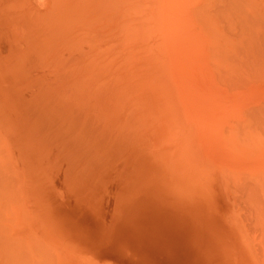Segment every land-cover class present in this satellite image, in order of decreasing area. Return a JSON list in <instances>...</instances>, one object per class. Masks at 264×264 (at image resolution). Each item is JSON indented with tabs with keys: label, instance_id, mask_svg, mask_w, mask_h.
<instances>
[{
	"label": "bare ground",
	"instance_id": "6f19581e",
	"mask_svg": "<svg viewBox=\"0 0 264 264\" xmlns=\"http://www.w3.org/2000/svg\"><path fill=\"white\" fill-rule=\"evenodd\" d=\"M0 1L2 7L4 0ZM9 3L10 5L3 6L4 9L14 8L17 13L13 14L16 16L26 15L22 19L24 22L27 21V26L24 22L21 26H30L32 30L30 38L33 46L28 51L32 49L46 64V68L42 67V70L35 75L37 78L32 77L31 72L29 73L32 80L37 79L36 83L34 82L36 86L46 92L47 88L54 83L52 95L56 89L63 98V101L56 100L55 104L60 106V103H63L61 107L73 114L70 113L71 116L69 114L68 116L77 119L83 130L95 129L101 143L103 139H119L120 148L133 149L136 154L131 155H134V161L137 164L134 167L139 174L138 177L145 179L151 173L156 179L162 177L164 173V178L169 174L175 186L172 192L177 193L179 197L180 195L184 197L177 198L180 206L195 205L200 215L207 217L208 204L220 205L222 201L228 208L227 218L230 225H227L232 234L228 240L232 242L233 239L238 243L237 251H242L243 260L246 263H252L251 257L254 258V254H258L257 262L264 264V0H9ZM3 10L0 9V11ZM15 15L13 17L8 14L13 20L19 19ZM8 16L5 18L8 19ZM6 23L10 24L8 21H4L3 24ZM25 28L23 27L24 30ZM19 58L24 57L19 55ZM25 59V61L29 60V58ZM18 62L22 63L20 60ZM24 65L20 68L23 69ZM24 68V70L28 69ZM11 70L18 73L24 71L18 69L14 71L12 66ZM23 73L21 72L24 76ZM46 80H50L51 84L47 85ZM30 85H33V82ZM30 85L29 88H31ZM57 85L59 89L56 88ZM5 90L10 92L7 91L8 89ZM29 100L32 99L29 98ZM74 104L79 109V113L75 112L74 107H68ZM23 109L25 110V106ZM40 110L43 112V108ZM48 113L54 115L52 112ZM39 115L34 117L41 118ZM58 117L61 118L62 114ZM66 118L70 119L67 116ZM66 118L63 119L68 121ZM2 126L4 127L5 124ZM24 132L22 136H25ZM53 134L55 136L54 132ZM74 136L77 137V133ZM18 138H20L19 135ZM8 143L10 142H4V144ZM23 145L26 143L21 144ZM43 150L41 149L42 152ZM10 151L13 149L7 150V152ZM87 154L89 152L85 155ZM101 154L104 153H100V156ZM12 155L15 156L14 152ZM96 155L92 158L97 159L99 155L98 157ZM42 158L44 161L47 159L43 156ZM15 160L18 161V159ZM90 165H88L89 169H91ZM21 166L23 165L20 163L15 165L20 171ZM122 167L123 163L119 165V170ZM1 169L3 171V168ZM40 170L37 171L40 172ZM23 171L19 174H23ZM83 171H79L78 174ZM89 171L88 175H90ZM64 173L67 174L66 171ZM100 173L98 176L102 177ZM21 177L23 175L20 176V180H22ZM41 177L39 179H45L48 183L51 180L43 178L44 174ZM23 178L27 179V177ZM105 178L107 181L106 176ZM116 178L118 181V177ZM86 179L88 181V178ZM85 182L86 180L83 179L80 184L84 185ZM50 183L55 184L53 181ZM97 184L102 183L99 181ZM110 184L109 182V186ZM5 185L0 187L8 188ZM161 186L155 184V189L160 195L163 192L159 189ZM51 187L48 186V188ZM32 188L34 189V186ZM3 195L7 194H1L0 197H4ZM86 195L88 194L84 196ZM15 197L14 200H18L17 195ZM28 197L23 195L21 199L25 200ZM91 197L94 198V196ZM2 202L7 203L4 200ZM25 205L27 206L26 203ZM25 210L29 214L27 207ZM13 215L17 217L16 210ZM24 223L17 226H23L27 232L31 222L29 221L27 225ZM202 224L199 223V226L201 233L204 234ZM22 234L25 236L24 233ZM38 235L36 234L34 238L33 233L30 234L34 240L42 237ZM237 237L242 241L239 242ZM23 238H16L19 240L16 243L12 240L15 250L23 251L20 254H24L23 247L19 245L20 241L27 242V239ZM43 239L35 241L42 243L40 241ZM48 243L47 241V246L50 245ZM26 244L28 246L30 242ZM19 246L21 250L17 249ZM23 246L26 247V245ZM39 246L42 245L39 244ZM28 250H30L29 247ZM32 251H35L34 248L31 250L33 254ZM7 255L13 257L10 254ZM21 258L18 256L14 259L19 261ZM24 258L21 260L24 261L23 264L28 260ZM5 260V258L2 259L3 262ZM4 264L7 263L4 262ZM93 264L97 263L93 261Z\"/></svg>",
	"mask_w": 264,
	"mask_h": 264
},
{
	"label": "rangeland",
	"instance_id": "374dc122",
	"mask_svg": "<svg viewBox=\"0 0 264 264\" xmlns=\"http://www.w3.org/2000/svg\"><path fill=\"white\" fill-rule=\"evenodd\" d=\"M4 5H10L9 0H4L3 6ZM3 6H0V9L2 8L3 10ZM1 12L4 13L1 14ZM13 13H17L15 12L14 8H6L3 11H0V85H2L0 86V157L2 158L0 159V165H2L0 167V171H2L1 168H3V171L0 172V186L6 184L5 186L9 188L8 190V188L3 189L1 188L2 186L0 187V196L4 193L7 194L6 196L3 195L4 197L2 198L0 197V217H2L0 218V264H4V262H6L7 264H10V262L12 264H18L19 261L23 260V257L26 258L27 256L30 257L26 258L28 260L25 264H74L73 262H75V264H88L92 262L93 264V261L97 264H261L256 260L257 257H259L258 254H254V258L251 257V259L253 260L252 263H246L243 260L242 251H237L238 249L236 245L238 243L233 239L232 242L228 240V238L231 237L232 234L228 228V225H230L227 218L228 208L222 201L220 205H215V203L208 204V206L205 205L208 207L209 214L207 217L201 216L198 208L195 207V205H191L190 207L180 206V202L177 198L181 199L184 197L182 195H180L179 197L177 193L175 194L172 192L175 186L172 183L173 179L169 176V174L164 178V173L161 175L162 177H158L156 179L152 177L153 175L151 173L148 174L147 178L145 179L138 177L139 174L136 170V167H134L137 166V164L134 161V155H131L136 154L133 149H124V147L120 148L119 143L121 142L119 141V139H103L101 143V139L96 135L95 129L92 128V130L94 131L83 130L82 127L79 126L77 122L78 120L70 117L73 114L66 108L61 107L63 103H60V106L58 104H55L56 100L63 101V98L60 96L59 90L56 89L52 95L51 90L55 88V84H51L50 80L45 81L47 85L51 84L49 88H47L48 91L46 90V92L42 91L40 87L36 86L37 84L35 83L37 79L32 80V77L37 78L35 77V75L42 70V67L43 69H45L46 64L44 63L43 59H41L39 56H36L37 54H35L32 49L28 51L33 45L31 44L30 38V36L32 35H30V32L32 30L30 29V26L26 27L27 21L24 22V19H22L24 16L26 17V15L16 16ZM8 14H11L12 16L15 15L17 18L19 17V19L15 18L13 20V18L10 16L12 18L11 19ZM7 16L8 19L11 20L5 18ZM1 18H4L5 20ZM6 20L10 24H3L4 21L7 22ZM12 20L15 22L13 23ZM16 22L18 24H16ZM22 22H24L26 26H21ZM23 27H26L25 30L23 29ZM20 32L25 33H23L22 35ZM29 53H31V55ZM28 54L30 56H28ZM19 55L20 57L24 58L20 59ZM25 58H29L30 61L28 59L27 61H25ZM17 60H20V62L22 61V63H19ZM33 60H35L34 64L32 63ZM23 64H25L24 67L28 69L24 70V67L23 69H21L20 67H22L21 65ZM29 65L30 67H28ZM11 66L14 71H16L17 69L20 71L24 70L21 71L24 72V76L21 74V72H13V70H11ZM15 67H17L16 70ZM27 71L28 74L26 73ZM30 72L32 74V77L29 74ZM21 75L25 78L20 77ZM18 78L20 80H18ZM32 82L33 85H30L32 84ZM27 83L29 84L27 85ZM29 85L32 90L31 88H29ZM22 87H25V89H23ZM56 88L59 89L58 85ZM5 89H8L7 91L10 92H6ZM11 89H15L16 91L14 92ZM20 89L21 92H19ZM22 90H24V93L22 92ZM18 93L19 95H17ZM27 94L32 100H29ZM35 95L36 97H34ZM39 95L41 97H39ZM42 95L46 97H43ZM2 97L5 98L6 101ZM11 97L13 98V100ZM33 98H37L35 99L37 102L34 101ZM48 98H50L49 101L47 100ZM22 99L26 100L22 101ZM21 101L25 106V110L23 109L24 106L21 104ZM46 101H48V103ZM8 103H10V105ZM41 103H44L45 105ZM49 103L50 105H55L50 106ZM8 105L9 107H7ZM18 105L19 107H17ZM11 106L14 108H12ZM21 106L23 107L22 109ZM71 106L72 108L74 107L76 113L80 112L75 104L69 105L68 107ZM15 107L19 109H15ZM41 107L43 108V112L40 110L42 109ZM36 108H38L39 110H34ZM27 110L29 111L26 112ZM46 111L52 112L54 113V115L48 113V116ZM19 113L21 116L18 115ZM39 114L41 115V118L37 117V119L34 117V115L38 116ZM61 114L62 117H58L61 116ZM68 114L70 116H68ZM63 116L65 118L67 116L70 119L66 118L68 120L66 121L65 119H63ZM32 118L34 122L31 120ZM71 118L75 122H73ZM31 121L32 123L30 125ZM3 124H5L4 127L2 126ZM68 125H70L71 128L70 126L68 127ZM58 126L59 129H57ZM23 132L25 136H22ZM53 132L55 133V136ZM76 133L77 137L74 136L76 135ZM18 135L20 138H18ZM3 137L5 141L3 140ZM69 137L71 139H68ZM32 138L34 140H32ZM63 138L64 140H62ZM72 138L73 140H76L73 141ZM25 140L28 141L26 142ZM7 141L10 142L8 143L9 145L4 144V142L7 143ZM56 141H58V143ZM24 142L26 143V145L21 146V144H25ZM49 143L53 146H49ZM91 144H93V146H91L92 148L90 147ZM109 145L110 147L108 148ZM112 145L113 147L111 148ZM20 146L24 149H21ZM8 147L10 149H8ZM43 147H45L44 150ZM105 148L107 150L109 149V151H107ZM11 149H13V151L7 152V150ZM41 149L43 150V152L41 151ZM81 150L83 151L81 152ZM12 152H14L15 156L12 155ZM31 152H33V154H29ZM56 152L58 153L57 155ZM87 152H89V154H87L88 156L85 155ZM106 152H108V154ZM68 153L70 156L68 155ZM100 153L104 154H101L100 156ZM59 155L62 156L60 157ZM65 155L69 157L66 156V158H64ZM95 155L96 157H98L99 155V157L97 159L92 158V156L95 157ZM42 156L47 158L46 161H44V158H42ZM14 157L15 159H18V161H16ZM24 158H26L27 161ZM37 159L41 160L38 161ZM77 159L79 162L81 160L82 161L79 163ZM20 160L21 162H23H19ZM62 161H64L66 164ZM116 161H118V163ZM15 162L17 164L20 163V165H23L21 166V171L19 170V168L15 167ZM60 162L63 164H61ZM119 163H123V167L121 168V170H123L124 172L119 170ZM57 165H59L60 167H58ZM70 165L71 167H69ZM88 165H90L91 169L95 166V168H93L94 170L92 171L91 169H89ZM107 166H109V168ZM85 169L87 170L85 171ZM37 170H40V172H38ZM81 170L84 171L78 174ZM89 170H91L92 173ZM10 171L12 173H10ZM22 171L23 174H21ZM65 171L67 172V174L64 173ZM88 171L90 172V175H88ZM19 172L21 173L19 174ZM32 172L34 173L31 174ZM35 172H38L40 174ZM74 173L77 174V176H75ZM99 173L102 177L98 176ZM103 173L105 174L103 175ZM21 175H23V177H27V179L21 177L22 180H20ZM64 175L66 176L63 178ZM7 176L9 177L10 182L8 181ZM41 176L43 178L51 180L48 183V181L45 179H39ZM105 176L107 177V181ZM115 176L118 177V181ZM59 177L63 179H60ZM86 178H88V181ZM2 179L5 180L2 181ZM66 179L67 181H65ZM83 179L86 180V182L83 183L84 185H82V183L80 184ZM52 181L55 182V184L50 183ZM99 181L100 183H102V186L100 184H97ZM104 181H106L107 183ZM22 182L25 185L24 187ZM58 182L64 184H59ZM109 182L111 183L110 186ZM119 183L121 184L116 185ZM155 184H158L159 186L162 185L159 188L160 190H163L161 195L158 194L157 189H155ZM33 186L34 189L32 188ZM48 186H52L54 188H48ZM106 188L108 191L104 190ZM90 189L93 191H91ZM57 190H61V192H58ZM51 191L53 192V194ZM65 192H67L68 194H66ZM86 193L88 195L84 196ZM61 194H64L65 196H61ZM15 195H17L18 200H14L16 199ZM23 195L29 196L28 199L22 200L21 197ZM54 195L57 197L56 199L54 198ZM91 196H94V198ZM187 196L188 195H186V197ZM5 198L7 200H5ZM70 198L72 199L70 200ZM3 200L7 203L5 204V202H2ZM25 203L27 204V206L25 205ZM109 205H111V207ZM1 206L3 208H1ZM25 207L29 209V214L26 212ZM15 210L17 213V217L13 215V212H15ZM6 217L8 221L6 220ZM26 220H29L31 223H29V221H27L26 223ZM23 223L24 225H27L28 223L29 226L31 225L28 228L27 232L23 226H17L22 225ZM199 223L202 224L204 234H202L200 231L201 227L199 226ZM13 227L16 228L14 229ZM22 233H24L25 236H23ZM29 233H33L32 237L34 238H36V234H39L44 239L41 237L40 239L35 240L38 241L43 239L44 241H40L42 243L35 241L33 238H31ZM22 237L26 238V241H29L30 244H32L31 246L30 244H28L27 246V242L22 243V241H20V244L18 243L21 248H25H22V250H24V254H20L23 251H16V247L14 248L13 244L14 242H17L18 239L16 238ZM237 238L239 242L242 241L241 238ZM12 240H14V242ZM45 240L46 242L48 241L50 245L47 246ZM39 244L42 246H39ZM23 245H26V247ZM20 246L19 248L17 247V249H20ZM28 247L30 250H28ZM4 248L6 250H4ZM33 248L35 251H32V254L31 250ZM26 251H30V254ZM7 254L12 255L13 257L8 256ZM16 254H18L17 257ZM25 254L29 255L26 256ZM212 254L215 256H213ZM20 255L22 258L20 257ZM18 256L19 258H21V260L19 261L15 260L16 258H18ZM4 258L6 260L3 262L2 259ZM21 262L19 264L24 263V261Z\"/></svg>",
	"mask_w": 264,
	"mask_h": 264
}]
</instances>
